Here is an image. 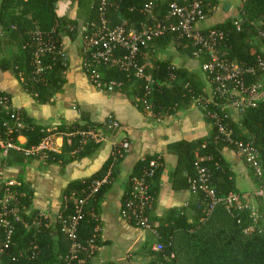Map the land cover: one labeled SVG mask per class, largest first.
<instances>
[{
  "label": "trees",
  "instance_id": "obj_1",
  "mask_svg": "<svg viewBox=\"0 0 264 264\" xmlns=\"http://www.w3.org/2000/svg\"><path fill=\"white\" fill-rule=\"evenodd\" d=\"M76 1L83 8L90 10L86 34L90 23L98 17L100 0ZM151 1L153 0H110L107 17L112 24H125L128 28L131 23L139 21L137 26L140 28L147 18L142 9ZM173 1L184 3V0H169L164 8L159 3L155 4L154 16L157 22L165 19L168 7ZM194 1H201L207 17L217 5L215 0H185L189 4ZM58 2L59 0L0 1V70L14 74L21 82L24 91L32 94L42 104L51 102L63 92L68 71V54L63 39L65 36L73 39L78 33L77 21L58 15ZM242 7L240 17L229 21L227 25L212 28L228 30L229 35L221 45V54L230 61L237 60L240 68L245 70L258 63V56L264 57L262 51L264 40L259 33L260 30H264V0H244ZM237 20L240 21V29L234 25ZM202 31L205 33L208 30L202 29ZM165 37H173L182 48L188 42L178 39L176 35H166L154 41H160ZM40 39L43 44L50 43L54 48L52 52L46 51L39 56L42 68L39 72L36 54L40 48ZM189 45L190 54L194 57L193 46L190 43ZM81 54L84 59L82 48ZM141 57L142 50L139 59L140 64L143 65ZM198 58L201 59L202 69L205 64L211 62L207 51H203ZM101 72L102 82L95 84L97 88L107 94L115 92L127 94L158 123L165 113L175 114L177 111L195 106L202 107L205 118L214 123L208 113L214 112L222 116V107L226 104L225 97L210 100L199 77H192L186 70L174 67L170 63H158L153 70L146 66L142 77H136L134 69L125 71L104 66ZM205 74L210 78L206 72ZM148 76H151V82L147 80ZM243 77L246 85L262 84L263 89L260 92L261 98L255 105L246 104L241 108L238 121L227 119V126L232 131L231 140H228L214 123V132L209 138L196 142H180L170 147L179 155L177 171L186 170L188 173V187L193 191L195 198L190 204L189 211L188 209L173 210L167 218L162 219L153 216L157 190L152 189L154 204L148 209L147 216L152 227L157 231L156 244L161 245L163 249L153 250L152 260L146 264H264V197L255 195L257 205L255 209L260 216L255 220L250 210L254 205L245 194L237 190L235 173L222 154L225 147L236 150L238 142L252 143L259 151L262 176H258L256 171L247 162L245 163L249 175L258 187L261 185L260 179L264 181V73L258 69L255 75L244 74ZM112 82L114 89L109 91L105 84ZM164 82L170 83L171 87H165ZM2 94L5 93L0 91V96ZM147 107L150 108L152 115ZM115 124L118 123L110 117L101 125L90 123L88 120L80 122L62 120L56 126H42L28 117L25 111L15 109L0 112V140L11 142L16 147L3 149L8 155L6 162L17 163L20 159L30 161L45 156L47 159L44 161L47 163L67 164L91 158L98 153L105 140L116 135L120 130V126ZM90 131L97 137L88 136ZM52 135L63 137L61 152L41 151L39 155L27 153L37 149ZM20 136L27 138L25 145L19 143ZM120 149L121 144H118L97 173L85 179L72 181L65 189L62 206L52 230L60 242L68 241L67 251L66 249L56 251L57 248L52 245L53 238L50 237L52 231L46 227L49 221L46 216L38 213L34 216L26 214L25 209L34 199L32 187L23 181H20L19 185L11 186L15 196L12 206L17 205L21 221L15 227L10 248L3 253L0 252V264H66L64 257L70 250L71 240L63 231L64 222L75 214L79 200L85 196H89V201L83 206L84 217L79 221L76 229L77 241L84 248L72 264H93L92 260L98 254L99 248L106 244L101 240L103 224L101 210L118 166L126 157L119 155ZM201 159L204 160L200 161ZM152 160L159 161L160 166L154 178L149 180L150 184L161 171L163 161L159 156L140 160L130 176L122 209H125L127 202L132 200L135 179ZM200 167L208 170L210 183L215 188L217 197L235 194L239 197V201L249 205L250 209L239 210L237 205H234L228 210L222 203L210 214L208 212L210 197L200 190L196 191L192 185L194 180L200 185ZM96 182H101V186L98 192L91 195ZM6 187L4 183L0 185V201ZM128 220L138 227L131 214ZM5 238V229L0 228V248L3 247ZM91 241L95 245L94 249L89 247ZM13 256L16 258L15 261L11 259Z\"/></svg>",
  "mask_w": 264,
  "mask_h": 264
},
{
  "label": "crops",
  "instance_id": "obj_2",
  "mask_svg": "<svg viewBox=\"0 0 264 264\" xmlns=\"http://www.w3.org/2000/svg\"><path fill=\"white\" fill-rule=\"evenodd\" d=\"M1 1V0H0ZM161 6L169 0H153ZM216 7L210 16L196 24L199 30L215 26L227 25L229 21L240 17L243 0H215ZM161 9V8H160ZM159 9V10H160ZM57 13L78 22V33L72 39L65 36L64 48L68 54L67 82L63 92L48 103H39L36 98L24 91L21 82L11 72L0 70V91L10 97L11 105L16 110H23L28 117L42 126H56L62 120L84 121L93 124H104L111 117L118 123L120 130L114 136L108 137L102 149L91 158L76 160L67 164L61 162L47 163V158L20 159L17 163L6 162L8 155L0 148V185L9 181H23L34 190V199L25 209L28 216L35 214L48 218L47 229H51L52 245L57 250H65L68 241L60 242L52 228L62 206L65 189L72 181L88 178L97 173L109 159L112 150L123 141L132 145L130 154L118 166L111 189L102 204L101 240L98 254L93 258V264H146L152 260L157 235L133 225L121 216L123 199L129 185L130 176L140 160L159 156L163 165L161 171L152 181V189L157 190L156 205L153 216L165 219L170 211L188 209L195 196L188 187L186 170L177 171L179 155L171 146L180 142H196L209 138L214 132V123L205 118L202 107H192L167 114L160 123L146 114L130 96L123 92L107 94L97 88L88 78L83 69L81 54L82 37L90 19V10L83 8L76 0H59ZM157 20L147 17L142 25L153 27ZM139 21L130 24V28H139ZM228 31V30H227ZM180 45V44H179ZM172 37L150 42L142 48V61L151 70L158 63H170L174 67L184 69L192 77H199L205 86L209 98L213 97V86L202 69L201 59L190 54L187 42L180 47ZM194 49V47H193ZM264 52V48H262ZM1 58V56H0ZM237 62V60H234ZM180 82V80L178 81ZM165 87H171L164 82ZM231 119L238 121L240 111L232 107L229 110ZM20 144L25 145L27 138L20 136ZM63 137H54L56 151L63 148ZM37 149L32 155L40 154ZM224 160L235 173L236 188L256 206L258 186L249 175L245 161L230 147L222 150ZM10 158V157H9ZM167 215V216H166ZM166 216V217H165ZM64 247V249H60Z\"/></svg>",
  "mask_w": 264,
  "mask_h": 264
},
{
  "label": "built area",
  "instance_id": "obj_3",
  "mask_svg": "<svg viewBox=\"0 0 264 264\" xmlns=\"http://www.w3.org/2000/svg\"><path fill=\"white\" fill-rule=\"evenodd\" d=\"M244 1V0H243ZM110 0H100L98 8V17L90 23L87 33L82 37V49L85 58L83 59V69L95 85L102 82L103 73L102 67L109 69L119 68L121 70L134 69L136 77L144 76V68L147 65L140 64L139 55L143 47L147 46L150 42L166 35H176L178 39L188 41L194 47V55L198 57L203 51H207L211 57V62L203 66L204 72L210 76V81L213 86V97L210 98L218 100L225 97L226 104L222 107V116L217 113L209 112L210 118L218 126L219 131L225 135L228 140H231L232 131L227 126V119L231 118L230 108L235 107L241 112V108L246 105H255L256 101L261 98L262 84L246 85L244 81V74L255 75L260 69L264 73V57L258 56V63L255 66L248 67L242 70L236 61H230L228 58L223 57L221 54V45L226 41L229 33L226 30H215L208 28L205 33L196 28V24L206 19V14L203 9L201 1H194L189 4L184 0L183 4L178 1H173L167 10L165 19L155 23L153 27L142 25L140 28H128L125 24H112L111 20L107 17L108 7ZM114 5V4H112ZM117 4H115L116 6ZM155 2L151 1L146 4L142 12L146 17H154ZM243 9V7H241ZM234 25L240 29V21H235ZM260 36L264 40V30L259 31ZM42 39L39 40L40 48L36 54V63L38 71L42 70L41 61L39 56L46 51H53L52 44H43ZM213 75V76H212ZM151 82V76L147 77ZM109 91H113L114 82L105 84ZM149 113L151 110L147 107ZM206 109V108H205ZM11 105V100L8 95L2 94L0 96V112L1 111H14ZM207 111V110H206ZM152 115V114H151ZM118 126V124H115ZM88 136L94 138L97 135L90 131ZM54 137L52 135L46 138L38 147L42 151L57 152L54 145ZM237 149L234 150L245 162L252 167L258 176H262V166L259 161V151L252 143L238 142L236 143ZM0 148H16L11 142L6 143L0 140ZM37 148V149H38ZM37 149L28 151V154H33ZM132 151V145L129 141L121 143V149L118 151L120 156L128 155ZM142 160H145L143 158ZM201 159L200 161H203ZM160 166V162L152 160L143 170L142 174L134 181L132 190V200L128 201L125 209H121V216L128 220L130 214L134 217L139 228L150 230L154 234L157 231L152 227L147 211L154 204V198L151 193L152 187L149 180L154 178L156 170ZM199 182L192 181L193 188L205 193L210 200L208 212L212 214L215 208L220 204H225L228 210L234 205H237L239 210L250 209L249 205L243 204L239 201V197L235 194H230L224 197H217L216 190L210 183V177L206 168H199ZM261 185L258 187L257 195L264 197V181L260 179ZM7 185L5 194L0 201V228L5 229L6 238L0 252L3 253L9 249L13 243L15 235V227L21 221L19 209L17 205L12 203L15 200L11 186L18 185L15 181L4 183ZM101 182H96L93 185L92 192H98ZM89 196L79 200L75 214L64 222L63 231L68 235L71 240V247L67 255L64 257L66 264H72L73 260L77 258L78 253L84 248L81 243L77 241V225L84 217L83 206L89 201ZM252 216L255 220L260 216L255 207H251ZM91 249L95 248L93 241L89 243ZM155 251H161V245H155ZM13 261L16 258H11Z\"/></svg>",
  "mask_w": 264,
  "mask_h": 264
},
{
  "label": "rangeland",
  "instance_id": "obj_4",
  "mask_svg": "<svg viewBox=\"0 0 264 264\" xmlns=\"http://www.w3.org/2000/svg\"><path fill=\"white\" fill-rule=\"evenodd\" d=\"M254 207H256V208H257V205H256V206H254Z\"/></svg>",
  "mask_w": 264,
  "mask_h": 264
}]
</instances>
